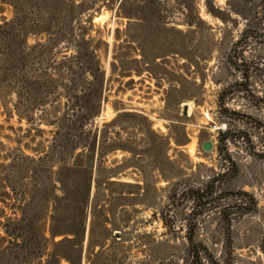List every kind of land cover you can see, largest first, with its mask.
<instances>
[{
  "label": "rangeland",
  "instance_id": "obj_1",
  "mask_svg": "<svg viewBox=\"0 0 264 264\" xmlns=\"http://www.w3.org/2000/svg\"><path fill=\"white\" fill-rule=\"evenodd\" d=\"M184 4L0 0V26L16 14L50 32L85 27L106 79L90 126L127 112L109 129L116 149L96 154L82 264H264V0ZM7 30L0 36H17ZM28 36L32 45L47 35ZM15 102L0 91V192L10 180L27 201L34 181L22 156H43L55 127L40 110L20 118ZM66 109L52 99L46 119Z\"/></svg>",
  "mask_w": 264,
  "mask_h": 264
},
{
  "label": "trees",
  "instance_id": "obj_2",
  "mask_svg": "<svg viewBox=\"0 0 264 264\" xmlns=\"http://www.w3.org/2000/svg\"><path fill=\"white\" fill-rule=\"evenodd\" d=\"M176 1L185 5L184 0ZM150 19L161 23L157 10ZM3 28L17 36H0V91L8 88L15 94L20 118L32 120L33 113L40 110L44 123L55 130L43 156H22L31 164L34 181L27 201L10 180L0 192V202L13 214L7 216L0 209V264H82L96 154L103 157L116 149L109 129L127 112L100 130L90 126L106 101V79L97 46L86 36L85 27L79 35L71 23L50 32L49 24L28 26L15 14L0 26ZM41 33L47 35L43 42L27 45L28 35ZM60 44L64 55L59 58L56 50ZM60 96L66 99L67 109L48 121L44 109ZM18 158L11 156L10 166ZM45 175L48 184L44 186ZM7 199L19 206L7 204Z\"/></svg>",
  "mask_w": 264,
  "mask_h": 264
},
{
  "label": "water",
  "instance_id": "obj_3",
  "mask_svg": "<svg viewBox=\"0 0 264 264\" xmlns=\"http://www.w3.org/2000/svg\"><path fill=\"white\" fill-rule=\"evenodd\" d=\"M187 113V107L185 106L183 108V114H186ZM213 145L211 142L209 141H205L202 143V149L205 151V152H208L212 149Z\"/></svg>",
  "mask_w": 264,
  "mask_h": 264
}]
</instances>
